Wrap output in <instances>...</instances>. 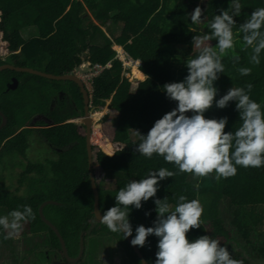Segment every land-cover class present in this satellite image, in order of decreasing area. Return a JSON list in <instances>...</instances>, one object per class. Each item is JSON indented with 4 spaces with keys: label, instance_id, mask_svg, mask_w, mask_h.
<instances>
[{
    "label": "trees",
    "instance_id": "obj_1",
    "mask_svg": "<svg viewBox=\"0 0 264 264\" xmlns=\"http://www.w3.org/2000/svg\"><path fill=\"white\" fill-rule=\"evenodd\" d=\"M230 2L73 0L67 8L66 0H0V32L5 35L3 43L9 52L7 56L0 55V67L29 68L53 76L72 75L87 63L91 67H104L105 70L93 79L91 103L92 107L101 108L112 99V107L120 105L116 121L109 115L102 119V130L110 143L124 145V148L113 155L93 150L92 166L101 213L116 205L118 191L130 181L145 178L150 170L168 168L177 175L160 180L156 196L142 201L140 209L130 206L132 239L137 226H153L157 218L155 199L167 197L170 210H174L178 197L185 195L188 200L198 199L204 209L200 227L186 234L189 241L208 235L226 247L233 259L253 264L238 251L239 246L220 208L225 203L235 215L246 209H263L264 166H237L235 176L217 181L215 172L206 177L179 173L178 168L162 156L153 154L147 158L136 150L140 142L136 131L147 135L156 120L177 106L167 97L163 86L181 82L188 75L186 62L199 53L193 46V37L210 34L209 23L222 9H228ZM239 2L242 12L234 17L237 22L234 49H229L222 57L224 72L218 73L219 79L215 82L216 100L232 87H246L251 83L250 98L260 103L264 110V51L260 54V63H252V50L245 47L243 33L238 31L253 10L264 7V0ZM197 5L203 10L202 22L192 24L189 13ZM25 23L29 25L23 30L13 31ZM11 31L13 33L7 36ZM58 31L65 35L64 39L55 38ZM205 43L215 47L217 41L212 39ZM114 48L123 49L133 61L140 63L138 71L144 75V81L134 86L123 78V65ZM234 54L240 57L239 61L233 59ZM241 67L250 68L251 74L242 76ZM14 81L18 87L13 90L10 87ZM0 111L7 119V125L0 130V171L9 181L8 186L0 189V216L22 205L31 206L35 214V219L24 223L17 234L18 240L0 228V247L19 251L23 258L27 257L25 250L29 251L28 255L47 250L52 259L67 263L58 238L39 215L43 204L55 202L58 205L47 206L43 214L59 231L71 258L79 255L80 239L84 235L85 252L81 264H102L105 257L97 249L104 246V242L112 243L128 264H140L123 233L111 232L95 219L86 128L73 123L85 116L78 86L7 70L0 73ZM41 116L54 127L45 128L47 123L40 121L37 125L42 128H30ZM205 117H227L225 132H234L242 123L234 101L223 109L216 107L214 102ZM36 139L45 141L56 160L51 159L52 156L36 164L28 160L27 153ZM234 224L239 227L238 223ZM158 239L150 235L143 247L137 246L148 264H155ZM261 249L257 259L264 258V247Z\"/></svg>",
    "mask_w": 264,
    "mask_h": 264
},
{
    "label": "clouds",
    "instance_id": "obj_2",
    "mask_svg": "<svg viewBox=\"0 0 264 264\" xmlns=\"http://www.w3.org/2000/svg\"><path fill=\"white\" fill-rule=\"evenodd\" d=\"M241 12L239 0H231L228 9H222L221 14L215 15L209 23L210 34L193 37V46L199 49V53L186 62L188 75L181 82L163 86L167 97L177 106L156 120L147 135L136 131L140 138L136 150L141 155L147 158L153 154L162 156L166 162L174 164L179 173H190L194 177H206L215 172L217 181L235 176L237 166H264V110L260 103L250 98L253 85L232 87L216 100L218 89L215 82L219 79L218 73L224 72L222 57L229 49H234V28L237 26L234 17L240 16ZM202 15L203 10L197 5L189 13L191 23L200 24ZM262 29L264 7L253 10L238 28L243 33L245 47L252 50L251 62L257 65L264 51ZM212 39L217 41L215 47L205 43ZM233 59L239 61L240 57L234 54ZM239 72L246 76L251 74V69L241 67ZM233 101L242 122L234 132H225L227 117H205V112L214 102L216 107L223 109ZM189 112L190 116L187 115ZM175 175L176 172L161 167L150 170L143 179L130 181L118 191L116 205L100 213V222L111 232L123 233L124 238L132 236L130 206L140 209L142 201L156 196L160 180ZM154 203L157 218L153 226H137L131 245L143 247L148 236L158 237L155 264H243L242 260L233 259L226 247L208 235L189 241L186 234L190 229L200 227L204 211L198 199L188 200L185 195H180L174 210H170L167 197L157 198ZM30 219H35L31 206L22 205L0 216V228L7 231L8 236L19 234Z\"/></svg>",
    "mask_w": 264,
    "mask_h": 264
},
{
    "label": "rangeland",
    "instance_id": "obj_3",
    "mask_svg": "<svg viewBox=\"0 0 264 264\" xmlns=\"http://www.w3.org/2000/svg\"><path fill=\"white\" fill-rule=\"evenodd\" d=\"M72 1L73 0H66L65 6L68 8ZM27 25L29 24H21L13 29V31L15 32L18 30H23ZM13 31L9 32L7 36H10ZM4 36L5 35L0 32V55L7 56L9 52L8 46L3 43ZM55 38L58 40H62L65 38V35L58 31L55 35ZM114 49L117 51V54L123 53V50L121 49ZM88 67V63L84 64L83 67H81L77 71L78 76L79 74H83V72L88 71ZM128 67L129 66L126 65L123 68V78L128 79L134 86H136V82L145 80L144 76L141 79L138 78V68ZM111 100L106 101L101 108L93 107L90 109V118L92 121L91 143L94 148L102 150L108 155H113L117 151L124 148V145L111 144L108 137L103 133L102 130V119L105 116L109 115L111 120L116 121L121 112V107L119 104H115L113 107L111 106ZM40 121H44L47 123L45 128H50L52 125L50 122H47L46 118L41 116L37 121H34V123H32L31 128H42L37 125V123ZM74 123L84 125V119L74 120ZM41 141H38L36 139L32 143L31 148L27 153L28 160L34 164L44 160L49 156H52L51 159L56 160V157L53 156V150L45 143V141ZM113 145H116L114 146L116 147L115 149L112 148ZM110 148H112V150L114 151H111ZM19 162L23 161L20 160ZM4 178L5 177L3 173L0 171V189L3 186L5 187L9 185L8 179ZM220 214L226 220V223L230 227V231L235 238L237 245L239 246L237 247V249L243 255V257L249 258L253 262V264H264V258L257 259V257L260 256L259 254L262 250L261 248L264 247V208L246 209L240 211L237 215H235V212L229 211L228 206L224 203L220 208ZM235 222L239 224V227L234 224ZM11 237L15 240L19 239L17 234L11 235ZM27 247H30V244H28ZM0 248V264H58V261L52 259L48 254L45 253V251H39L32 255H28L26 252L29 253V251L25 250V254L27 255V257L23 258L21 257V253L19 254V251L13 252V250L6 246H1ZM97 250L103 253V256L106 259V262L104 264H112L113 262H115L116 264H126L125 259L123 258L120 251L116 250L110 242H104V246H101Z\"/></svg>",
    "mask_w": 264,
    "mask_h": 264
},
{
    "label": "water",
    "instance_id": "obj_4",
    "mask_svg": "<svg viewBox=\"0 0 264 264\" xmlns=\"http://www.w3.org/2000/svg\"><path fill=\"white\" fill-rule=\"evenodd\" d=\"M7 70L17 72V73L30 74L33 76H38V77H41V78H44L47 80H51V81H56V82H72V83L76 84L78 86V88L80 89V92H81V95H82L83 101H84L85 116L83 119H84V126L86 128V150H87V156H88L89 177H90L91 189H92L93 197H94V216H95V219L98 222H100L99 218H100L101 211H100L99 191L97 188L96 179H95V175L93 172V166H92L93 165L94 146L91 143V140H92V128H91L92 121L90 118L91 98H90L89 93H88L87 89L85 88L83 82L78 77L77 71L75 73H73L72 75L53 76V75L46 74L43 72H39V71L29 69V68H18V67H14L11 65H5V66L0 67V73L7 71ZM17 87H18V83H17V81H14V83L10 87V89L14 90ZM0 117L2 118V124L0 126V130H2L7 125V119L1 111H0ZM38 119H39V117H37L34 121H37ZM47 122L48 123L50 122L52 124L51 127H54V124L51 121L47 120ZM50 205H58V204L55 202H47V203L43 204L42 207L40 208V211H39L40 218H41L42 222L45 225H47L53 231V233L56 235V237L58 238L60 245H61L62 252H63V256L66 259V261H68L69 263H72V264L78 263L83 258L84 252H85L84 235H82L81 239H80L79 257L77 259H72L68 254V250H67L65 241L62 238V236L60 235L59 231L57 230V228L54 225H52L45 218V216L43 214L44 209ZM126 240L129 243V245L131 246V248L133 249L134 253L137 255L138 259L140 261H143V264H148L147 261L145 260L144 256H143V254L138 249V247L131 245L132 236L127 237Z\"/></svg>",
    "mask_w": 264,
    "mask_h": 264
},
{
    "label": "built area",
    "instance_id": "obj_5",
    "mask_svg": "<svg viewBox=\"0 0 264 264\" xmlns=\"http://www.w3.org/2000/svg\"><path fill=\"white\" fill-rule=\"evenodd\" d=\"M123 50V49H121ZM118 59L122 62L123 68L124 66H129L128 68H138L140 63L133 61L123 50L122 54H118ZM110 66V64L108 65ZM105 70L104 67L95 66V67H88V71L83 72V74H79V78L83 82L85 88L87 89L90 97L93 90V79L99 76Z\"/></svg>",
    "mask_w": 264,
    "mask_h": 264
},
{
    "label": "flooded vegetation",
    "instance_id": "obj_6",
    "mask_svg": "<svg viewBox=\"0 0 264 264\" xmlns=\"http://www.w3.org/2000/svg\"><path fill=\"white\" fill-rule=\"evenodd\" d=\"M91 108H93L92 106H91ZM45 253L46 254H48L49 256H50V252H48L47 250H45ZM80 254V253H79ZM62 256H63V252H62ZM122 256H123V258H124V255L122 254ZM79 257V255L76 257V258H72V259H77ZM63 258H64V256H63ZM83 258H84V256H83ZM83 258L78 262V263H74V264H81V262H82V260H83ZM55 261H58V260H56V258H53ZM65 259V258H64ZM104 260L102 261L103 263L102 264H104L106 261V259L105 258H103ZM125 259V258H124ZM65 261H66V259H65ZM67 263H64V261L63 260H59L57 263L58 264H72V263H69L68 261H66ZM125 262H126V260H125ZM109 264V263H108ZM112 264H116L115 262H113ZM126 264H127V262H126Z\"/></svg>",
    "mask_w": 264,
    "mask_h": 264
},
{
    "label": "bare ground",
    "instance_id": "obj_7",
    "mask_svg": "<svg viewBox=\"0 0 264 264\" xmlns=\"http://www.w3.org/2000/svg\"><path fill=\"white\" fill-rule=\"evenodd\" d=\"M137 76H138L139 79H141V78H143L144 75H143L142 73H140V72H137ZM114 146H116V145H113V146H112L113 149L116 148V147H114ZM112 148H110L111 151H114V150H112Z\"/></svg>",
    "mask_w": 264,
    "mask_h": 264
}]
</instances>
